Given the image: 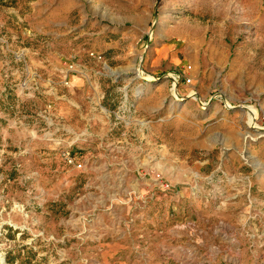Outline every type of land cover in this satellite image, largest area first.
I'll return each instance as SVG.
<instances>
[{
    "label": "rangeland",
    "instance_id": "rangeland-1",
    "mask_svg": "<svg viewBox=\"0 0 264 264\" xmlns=\"http://www.w3.org/2000/svg\"><path fill=\"white\" fill-rule=\"evenodd\" d=\"M179 256L264 264V0H0V264Z\"/></svg>",
    "mask_w": 264,
    "mask_h": 264
},
{
    "label": "built area",
    "instance_id": "built-area-1",
    "mask_svg": "<svg viewBox=\"0 0 264 264\" xmlns=\"http://www.w3.org/2000/svg\"><path fill=\"white\" fill-rule=\"evenodd\" d=\"M89 55L93 56V57H97V55H95V53L93 51H89ZM98 57H100V56H98ZM61 156H62V158H63V160L65 161L66 164H69V165L70 164H75L74 158H73V155H72L70 149H63L61 151ZM77 166L80 167L81 164H78ZM156 176L159 177L158 174Z\"/></svg>",
    "mask_w": 264,
    "mask_h": 264
},
{
    "label": "crops",
    "instance_id": "crops-1",
    "mask_svg": "<svg viewBox=\"0 0 264 264\" xmlns=\"http://www.w3.org/2000/svg\"><path fill=\"white\" fill-rule=\"evenodd\" d=\"M183 263L184 262L180 256L177 258H172V260H168L164 262V264H183Z\"/></svg>",
    "mask_w": 264,
    "mask_h": 264
},
{
    "label": "bare ground",
    "instance_id": "bare-ground-1",
    "mask_svg": "<svg viewBox=\"0 0 264 264\" xmlns=\"http://www.w3.org/2000/svg\"><path fill=\"white\" fill-rule=\"evenodd\" d=\"M138 70H140V69H138Z\"/></svg>",
    "mask_w": 264,
    "mask_h": 264
}]
</instances>
